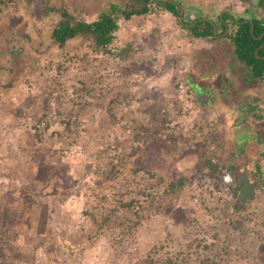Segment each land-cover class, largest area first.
I'll use <instances>...</instances> for the list:
<instances>
[{"label":"rangeland","instance_id":"374dc122","mask_svg":"<svg viewBox=\"0 0 264 264\" xmlns=\"http://www.w3.org/2000/svg\"><path fill=\"white\" fill-rule=\"evenodd\" d=\"M16 1L0 11V48L17 40L22 46L18 56L0 52V225L3 214L10 216L3 236L12 231L18 246L9 260L140 264L155 252L159 264L161 256L187 257L177 264H264V177L253 198L231 216L233 224L210 206L232 180L227 162L241 132L231 125L232 116L223 115V105L212 108L219 100L207 103L210 111L204 100H191V86L211 59L205 51L214 43L194 37L176 15L150 2L147 13L117 20L109 51H95L91 40L80 36L59 47L49 37L58 16L46 13L45 0ZM50 1L63 2L83 20L94 19L91 8L100 4ZM182 1L190 7L185 22L205 0ZM228 1L236 7L240 2ZM257 88L264 90V81ZM255 91L252 97L236 92L238 100H227L226 108L241 102L258 106L262 100ZM72 114L75 122L67 125L65 116ZM210 121L218 137L210 148L217 158L199 136L200 123ZM203 150L217 160L221 173L210 176L199 169ZM148 170L182 184L155 198L156 211H143L136 230L128 228L130 237L113 226L87 240L85 210L101 208L105 195L117 209L124 182L145 183Z\"/></svg>","mask_w":264,"mask_h":264},{"label":"trees","instance_id":"16d2710c","mask_svg":"<svg viewBox=\"0 0 264 264\" xmlns=\"http://www.w3.org/2000/svg\"><path fill=\"white\" fill-rule=\"evenodd\" d=\"M239 1L242 3L250 2V0ZM7 2H13L16 4L18 1L0 0V11L3 9V4H6ZM150 2L156 3L173 14L178 15L177 5L171 2H162L157 0H100V4L98 6L91 8L95 11L96 17L92 20H83L80 17L79 12H69V9L63 2L59 4H51L50 0H45L44 6L46 13H55L58 16V18L52 22L49 27V37L53 43L60 47L64 46L68 40L80 36L84 39L91 40L92 47L95 51H109L110 49L108 46L114 41L116 31L118 29L117 20L119 18L129 19L133 15H142L147 13L149 11ZM258 7L264 13V0H258ZM187 21L191 22L192 20ZM254 22L255 27L253 34L249 31L248 23L243 24L242 30L237 31L234 34V52L240 60H243L245 63L252 66L254 78L260 79L264 68V60L256 58L254 51L260 44L261 40L254 38L253 35H259L262 31H264V20L256 19ZM181 24L189 29L193 36L204 37L212 34L211 25L205 21H199L197 24L192 26L185 25L183 22H181ZM13 39L14 38L9 35L6 37V41L9 43H12ZM18 44L19 41L17 40V45L14 44L10 48L2 46L0 48V52L9 51V53H12L13 56H18L20 55L19 51L22 48V46ZM261 52L263 53L264 50L259 51L258 55ZM37 67L40 66H35L36 69ZM65 118L64 122L67 125L71 122H75V114H72L69 117L65 116ZM214 122L215 121L211 123L206 122L205 124L200 123L199 125V136L203 139L204 143L211 145H208V147L212 152H214L213 150L215 148H212V150L210 147H216V145H214V141L216 142L218 139L215 135V131L212 129V124H214ZM206 154L207 151L205 152V150H203L200 153V156H204ZM214 156L216 157L215 152ZM199 166V169L202 168L207 170L210 173V176L220 171L222 172L217 160H214L212 156H206ZM254 167L259 171L260 164L257 163ZM147 173L149 175V181L145 183L135 182L133 178L129 179L128 182H124L122 191L120 192L122 194L118 200L117 209L111 206L107 201L108 197L103 195L105 201L101 202V208L94 207V209L90 208V211L85 210L82 225L84 227V223L88 224L87 229H84L86 231L85 235H83L86 236L87 240L89 239V241L92 242L101 234L110 230L113 226H117L122 233L127 234V238L130 237L128 236L130 232L128 228H134L136 230L143 211L149 212L154 209L153 202L155 201V198L157 199L162 197L163 193L167 190H177V187L182 184V180L175 182V180L167 178L165 175H157L155 171L148 170ZM2 179H4V177H2ZM207 185L211 186L212 184L210 183ZM238 188V184L232 177V180L229 183L224 186L222 185L220 188V190L222 189L225 192L223 197L215 203L212 202V204H210L213 210L224 213L226 217L230 216L225 218L231 224H233L236 219H232L231 216L235 212V214H237V212L240 211V208L232 201V198L237 194ZM157 201L159 202L160 199ZM9 218L10 216L3 214V218L1 219L3 224L0 225V240L2 239L5 242V245L0 244V264H21L18 261V257L14 260H9V258L13 256V250L18 248V246L14 244V240H12V231H9L6 236H3L4 227H7V220ZM39 240L40 241L37 243H42L44 245L48 243V241ZM240 241L243 242V240ZM243 245H245V243ZM185 259H187V257L180 258V256H174V258H172L161 256L160 264H177V260L184 261ZM138 263L159 264L155 252L147 253Z\"/></svg>","mask_w":264,"mask_h":264},{"label":"flooded vegetation","instance_id":"af4514ba","mask_svg":"<svg viewBox=\"0 0 264 264\" xmlns=\"http://www.w3.org/2000/svg\"><path fill=\"white\" fill-rule=\"evenodd\" d=\"M171 3L177 5L178 15L176 16L178 17L180 25L186 28L184 25L181 24V22H183V18L182 20H180L179 18V4L183 6V12L190 9V7L185 6V3L182 0H172ZM201 4H203V9L201 10L196 7L198 12H196L194 8H192V10L195 11L197 14L199 13V15L196 14L193 19H190L192 20L191 22L185 21L183 23L185 25L192 26L194 24H197L199 21H205L209 23V25H211V35H206L204 37H194L201 38L203 39V41L214 43V46L210 45V48H208L209 50L205 51L206 54H210V57L211 59H213V61H211V59L207 60V63L204 65L202 79L196 82V86H191V88L193 89L191 94V100H204L206 104L204 103L203 108L207 111H210L212 106H214L212 108H216L215 106L219 103L220 106L223 105V115L225 117L227 115L232 116L231 125H233L235 130L240 129L241 132L239 135L240 137L235 138L236 140H238L239 138L240 141L236 142L235 146L237 147V151L231 152L229 161L227 162V167L229 171H232L238 175L243 174L244 166L247 167L246 170L249 181L253 184L257 183V185L254 186L255 190V188L263 184L262 180L264 177V151H261L259 154L256 153V148L258 147V144L262 143L264 140V90H260V92H258L259 88H257V83L264 81V68L261 73V78H254L252 66L248 65L243 60H240L235 55V44L233 36L237 31L242 30V25L246 23H248L249 25V31L253 34L255 27L254 21L256 19L264 20V13L262 15L258 14V0H250V2L248 3H242L240 1L238 2V7H236L235 4H230L228 0H211L210 2L208 0H205L204 3ZM167 11L170 12L169 10ZM201 12L203 13V15H200ZM214 28L216 30H214ZM253 36L256 39L261 40L260 44L256 47L254 51L255 56L256 58H261L264 60V52H261L258 55L259 51L264 50V31H262L259 35ZM211 51L216 52L217 57L220 58V60L218 59L216 61L212 53H210ZM211 65L215 66L211 69ZM216 77L219 80V83L217 80V85H215ZM235 78H237L238 83L240 81L243 86H240V84L236 86L233 81ZM253 85H255V87ZM246 88H251V91H247ZM254 91L256 95H258L257 93H259V96H261L260 100H262V102L258 106H253L252 104H248L246 106L244 102H241L237 104V108H233L231 106L230 109L226 108L225 105H227V100H231L233 99V97H235L234 100H238L235 96L236 92H238L240 96L245 95V97H252ZM254 98L255 97H253V99ZM211 100L219 101L211 106L207 104L212 103ZM246 122H248L249 125H247ZM258 130L259 132L257 133ZM261 132L263 133V135H260ZM253 135L255 136V144L253 147H251L248 144L250 143L248 140L252 138ZM246 137H248L249 139L247 138V140H245ZM251 148H253L252 151L254 150L251 153H254L256 155V161L253 157H249L251 155H247L248 151L245 152L244 155L243 151L250 150ZM241 151L243 153H241ZM249 160L254 161L248 162ZM252 163L254 164V166L255 163L260 164L259 171L256 170L254 166L251 168Z\"/></svg>","mask_w":264,"mask_h":264},{"label":"water","instance_id":"95a60500","mask_svg":"<svg viewBox=\"0 0 264 264\" xmlns=\"http://www.w3.org/2000/svg\"><path fill=\"white\" fill-rule=\"evenodd\" d=\"M157 1L172 2V0H157ZM176 3H178V2H176ZM179 7H180V12H179L180 17L179 18H180V20H182L183 13H184L183 12V6H181L179 4ZM214 30H216V29L214 28ZM251 31H252V26H251ZM246 169H247V167L244 166V169H243L244 171H243L242 175L235 174L234 172L232 173L234 180L239 185V190H238V193H237V196L235 199V204L238 207H242L246 199L253 198L254 186L257 185V183L253 184L249 181Z\"/></svg>","mask_w":264,"mask_h":264},{"label":"crops","instance_id":"0c3cea01","mask_svg":"<svg viewBox=\"0 0 264 264\" xmlns=\"http://www.w3.org/2000/svg\"><path fill=\"white\" fill-rule=\"evenodd\" d=\"M259 132V130L257 131V133ZM260 135H263V133L261 132L260 133ZM255 136L253 135V137L252 138H250L248 141L250 142V143H248L249 144V146H251V147H253L254 146V144H255ZM252 149L253 148H251L250 150H245V151H243L244 152V155H245V152H247L248 151V156L249 155H252V154H254V153H251V152H253L252 151ZM261 151H264V140H263V142L261 143V144H258V148L256 149V153L257 154H259V152H261ZM242 151H241V153H243ZM250 157V156H249ZM254 161V160H253ZM252 160H249L248 162H253ZM255 161H256V159H255ZM256 164V163H255ZM251 165H253L254 166V164L252 163ZM253 166H251V168L253 167ZM250 167V166H249ZM246 200H248V199H246Z\"/></svg>","mask_w":264,"mask_h":264}]
</instances>
